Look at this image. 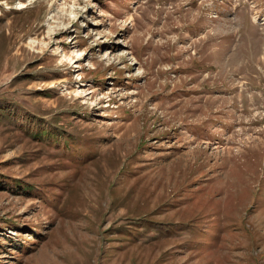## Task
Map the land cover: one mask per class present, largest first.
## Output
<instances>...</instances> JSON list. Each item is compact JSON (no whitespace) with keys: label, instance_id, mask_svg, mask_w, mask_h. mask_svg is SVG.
<instances>
[{"label":"rangeland","instance_id":"rangeland-1","mask_svg":"<svg viewBox=\"0 0 264 264\" xmlns=\"http://www.w3.org/2000/svg\"><path fill=\"white\" fill-rule=\"evenodd\" d=\"M0 264H264V0H0Z\"/></svg>","mask_w":264,"mask_h":264},{"label":"bare ground","instance_id":"bare-ground-1","mask_svg":"<svg viewBox=\"0 0 264 264\" xmlns=\"http://www.w3.org/2000/svg\"><path fill=\"white\" fill-rule=\"evenodd\" d=\"M92 3H93V5H94V7H96V4H95L94 2H92ZM27 6H28V5H26V3H22V2H20V3H19L18 10L22 11V10L26 9ZM48 34H49V31H48ZM31 45H32V44H31ZM41 46L44 47L43 44H42Z\"/></svg>","mask_w":264,"mask_h":264}]
</instances>
